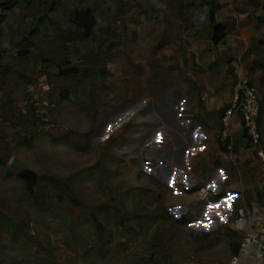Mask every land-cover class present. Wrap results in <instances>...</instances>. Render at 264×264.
Here are the masks:
<instances>
[{"label":"rangeland","instance_id":"rangeland-1","mask_svg":"<svg viewBox=\"0 0 264 264\" xmlns=\"http://www.w3.org/2000/svg\"><path fill=\"white\" fill-rule=\"evenodd\" d=\"M6 4L16 6L0 20V264H228L241 243L233 220L264 212V165L238 118L231 149L205 139L191 161L197 175L183 174L186 194L142 169L155 161L149 132L163 128L149 130L137 118L154 93L178 90L192 105L188 115L215 131L245 76L261 97L264 151V0ZM211 16L224 34L216 44ZM125 106L135 112L128 125L142 133L135 172L160 186L145 189L138 179L141 186L116 194L85 190L81 116L94 135L95 113L114 110L121 119ZM202 187L205 199L197 195Z\"/></svg>","mask_w":264,"mask_h":264},{"label":"crops","instance_id":"crops-1","mask_svg":"<svg viewBox=\"0 0 264 264\" xmlns=\"http://www.w3.org/2000/svg\"><path fill=\"white\" fill-rule=\"evenodd\" d=\"M6 1L8 0H0V20L3 17L1 20L3 24L5 17L16 6V4L13 7H9L8 4L3 5ZM5 36L6 33L0 31L1 42ZM164 91L165 89H160L153 94L155 102L148 100L141 103L142 108L137 123H141L149 130L156 127L164 129L158 131L157 134L149 132L147 137L151 138L152 135H156L155 144L150 154L155 161H152V166L146 167L142 163V169L148 168L152 175L161 176L166 182L165 187L170 192L186 194L187 191L183 189L191 184L190 180L182 184L183 174L191 178L197 175L191 161L195 155L206 150V138L208 141H212L211 144L216 145L214 138L218 122L215 131L206 130L207 127H205L203 120L198 117H191L186 112L187 109L192 110V105L187 102V98H183L186 94L179 93L178 90L173 94H167ZM127 107L129 106H125V108ZM125 108H121V110ZM132 110L131 107L130 110L127 108L125 117L121 119L114 110L101 113L97 111L98 113H95V119L92 122L95 129L94 135H91L90 125L81 116V134H79L81 137V185L86 184L85 190L97 191L98 187L99 191L106 189L107 192L110 188L116 194L125 187L134 189L141 186L137 183L138 179L142 180V184H145L143 186L145 189H149V184L152 182L154 185L160 186V183L156 181L157 179L154 176L151 177L149 173L135 172L132 159L135 156L141 162L143 159L142 149H136L140 142L136 137L142 133L137 134L138 131L132 129L134 125H128L129 121L135 123L133 119L131 120L135 113ZM165 117H167V123L163 121ZM235 125L239 126L238 121L235 122ZM177 130L179 133L176 135ZM142 141L145 142L144 138ZM167 174L171 176V180L168 182L164 178ZM101 197V194L92 196L90 201L96 200L94 204L96 205ZM242 223L243 230L258 228L264 224V212H246ZM239 247L240 245L236 253H238ZM239 255L240 264H264V253L260 252L257 245L240 250Z\"/></svg>","mask_w":264,"mask_h":264},{"label":"built area","instance_id":"built-area-1","mask_svg":"<svg viewBox=\"0 0 264 264\" xmlns=\"http://www.w3.org/2000/svg\"><path fill=\"white\" fill-rule=\"evenodd\" d=\"M258 91L250 78L243 76L237 80L230 103L219 117L215 140L226 150L231 149L234 120L237 117L242 136L257 149V156L264 165V151L259 147L261 133L258 118L262 112V105ZM197 195L200 199H205L207 191L202 187ZM233 227L241 235L239 251L257 245L260 252L264 253V224L258 228L243 230L241 218H235ZM239 251L230 258L228 264H240Z\"/></svg>","mask_w":264,"mask_h":264},{"label":"trees","instance_id":"trees-1","mask_svg":"<svg viewBox=\"0 0 264 264\" xmlns=\"http://www.w3.org/2000/svg\"><path fill=\"white\" fill-rule=\"evenodd\" d=\"M74 16H75V19L77 21V23H79V26H81L82 28L85 27L84 24H81V12L80 11H75L74 13ZM79 20V22H78ZM210 23L212 24L213 26V34H212V41L213 43H219L223 37H224V34H223V31H222V26L219 25V24H216L215 21L213 20V17L211 16V19H210ZM82 35L84 36L83 32H82ZM63 73H68V72H63Z\"/></svg>","mask_w":264,"mask_h":264}]
</instances>
